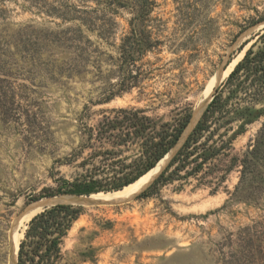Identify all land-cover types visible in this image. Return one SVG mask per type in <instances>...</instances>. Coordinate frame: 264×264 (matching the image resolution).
Returning a JSON list of instances; mask_svg holds the SVG:
<instances>
[{"label":"rangeland","instance_id":"obj_1","mask_svg":"<svg viewBox=\"0 0 264 264\" xmlns=\"http://www.w3.org/2000/svg\"><path fill=\"white\" fill-rule=\"evenodd\" d=\"M96 1L0 0V264H8L15 220L55 194L62 179L83 180L92 169L84 161L99 145L85 148L86 125L96 127L102 113L114 107L143 109L175 124L197 110L218 79L213 96L264 30V22L256 24L264 19V0H157L149 25L164 44L144 58L146 78L130 93L96 105L117 82V47L134 17L131 8L96 11ZM81 19L96 29L114 25L110 45ZM262 122L249 125L213 171L138 199L183 141L138 194L124 195L127 186L89 196L96 198L83 205L59 264H264V194L247 187L234 194L238 167L225 182L217 181L234 157L243 158ZM122 150L124 158L136 154L135 147ZM261 172L257 179H264ZM29 221L17 228L19 242ZM250 241L256 256L248 254Z\"/></svg>","mask_w":264,"mask_h":264},{"label":"trees","instance_id":"obj_2","mask_svg":"<svg viewBox=\"0 0 264 264\" xmlns=\"http://www.w3.org/2000/svg\"><path fill=\"white\" fill-rule=\"evenodd\" d=\"M96 2L100 7L96 11L112 14H117L119 9L131 8L134 11V17L129 22L130 31L122 37L117 47V82L110 85L111 93L96 103L103 105L140 87L141 81L148 74L142 64L144 58L159 50L164 43L154 36L149 25L154 20L152 14L157 8V0ZM81 21L88 26L90 32H97L98 37L110 45L108 41L114 35V25H104L96 29L95 25H87L91 22L88 19ZM263 21L264 19L256 24ZM253 39L255 42L246 51L243 59L216 89L213 100L186 142L169 161L162 174L138 199L159 193L160 186L187 180L206 169L213 171L218 168L216 161L229 158L234 141L245 133L249 125L262 119L261 128L243 158L234 157L232 167L224 169L217 181L225 182L233 168L238 167L240 180L234 194H239L245 187L253 188L256 196L264 194V179H257L264 169V30L258 32ZM248 42L250 41L242 44L240 49ZM191 117L192 113L188 112L174 124L156 119L145 110L135 107L105 110L98 125H86L83 133L85 148L93 149L95 143L99 145L84 161L85 165L91 163L92 169L83 180L59 181L60 186L55 194L90 196L101 192L120 191L136 183L179 145ZM237 122L240 124L235 130L232 126ZM231 132L233 133L230 135ZM106 143L111 144L112 148H106ZM131 147H135L136 154L124 158L122 148ZM253 183L256 187H252ZM254 200H259V197ZM83 211L82 206L60 204L34 216L28 223V228L22 231L17 264H59L63 259V242ZM247 248L248 254L256 256L253 254L256 249L254 241H250ZM250 263L256 264V260Z\"/></svg>","mask_w":264,"mask_h":264},{"label":"bare ground","instance_id":"obj_3","mask_svg":"<svg viewBox=\"0 0 264 264\" xmlns=\"http://www.w3.org/2000/svg\"><path fill=\"white\" fill-rule=\"evenodd\" d=\"M217 80L218 79H215V80L212 81L211 85L207 89V92L202 97V99H201V101H200V103H199V105L197 107V110H196V113H197L196 114V117L193 120L192 124L188 127V129L184 133V135L182 137V140L179 143V145H181V143L186 139L188 133H190L191 132L190 130L193 129V127H194L196 121L198 120L199 116L204 111V109L207 107V105L209 104V102L211 101V99H212V92H213V86L217 83ZM161 169H162V164L160 166H158L155 170H153L152 172H150L143 179H141V180L137 181L135 184L127 187L123 194L126 195V196H133V195L138 194L139 192H141L143 189H145L153 181V179L160 173ZM95 198L96 197H70V196H65L64 195V196H60V197H57V198H54L53 197V198H47V199L42 200V201L40 200L39 202H35V203L31 204L28 207V209H27L28 210V214L22 219V221L24 219L25 220L26 219L27 220L28 219L31 220L36 214L39 213V210L42 207L52 206V205L60 204V203H72V204L88 205L89 202L94 201ZM22 221L20 222V225H21ZM18 246H19L18 232H17V229H15V233H14V246H13V261H12V264H17Z\"/></svg>","mask_w":264,"mask_h":264},{"label":"water","instance_id":"obj_4","mask_svg":"<svg viewBox=\"0 0 264 264\" xmlns=\"http://www.w3.org/2000/svg\"><path fill=\"white\" fill-rule=\"evenodd\" d=\"M264 22V21H263ZM222 83V82H221ZM221 83L217 86V88L221 85ZM217 88H215V90H214V93L216 92V89ZM214 93H213V96H212V99H211V101L213 100V98H214ZM211 101L209 102V104L211 103ZM209 104L207 105V107L209 106ZM207 107L204 109V111L201 113V115L199 116V118H198V120L196 121V123H195V125H194V127H193V129L191 130V132L188 134V136L186 137V139L184 140V142L182 143V145L179 147V149L183 146V144L186 142V140H187V138L189 137V135L193 132V130L195 129V127H196V125L198 124V122H199V120L201 119V117H202V115H203V113L205 112V110L207 109ZM196 111H194L193 113H192V117H191V119H190V122H189V124H188V126L186 127V129H185V131H184V133L186 132V130L188 129V127L192 124V122H193V120L195 119V117H196ZM184 133L182 134V136H181V138H180V140H179V142H178V144L180 143V141H181V139H182V137H183V135H184ZM177 144V145H178ZM176 145V146H177ZM175 146V147H176ZM179 149L177 150V152L179 151ZM176 152V153H177ZM176 153H175V155H176ZM174 155V156H175ZM173 156V157H174ZM172 157V158H173ZM172 160V159H171ZM170 160V161H171ZM166 169V168H165ZM162 174V173H161ZM160 174V175H161ZM159 175V176H160ZM158 176V177H159ZM157 177V178H158ZM156 178V179H157ZM155 179V180H156ZM152 185V184H151ZM150 185V186H151ZM149 186V187H150ZM147 189V188H146ZM145 189V190H146ZM144 190V191H145ZM143 191V192H144ZM63 195H65V196H70V197H89V196H77V195H67V194H63ZM91 196V195H90ZM51 198V197H50ZM60 204H68V205H75V204H72V203H60ZM60 204H55V205H52V206H47V207H45V208H43L40 212H42V211H44L45 209H48V208H51V207H53V206H56V205H60ZM75 206H82L83 207V205H75ZM28 209V208H27ZM25 210L16 220H15V222H14V224H13V226H12V229H11V231H10V233H9V236H8V264H12V261H13V246H14V233H15V229H17L18 228V226L20 225V222L22 221V219L28 214V210ZM39 212V213H40ZM37 215V214H36ZM35 215V216H36ZM31 221V220H30ZM28 228V224H27V226H26V229Z\"/></svg>","mask_w":264,"mask_h":264}]
</instances>
